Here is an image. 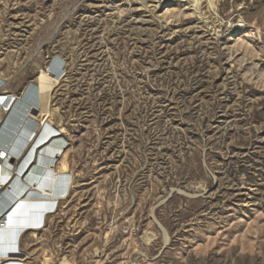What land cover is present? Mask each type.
I'll return each instance as SVG.
<instances>
[{
    "label": "rangeland",
    "instance_id": "obj_1",
    "mask_svg": "<svg viewBox=\"0 0 264 264\" xmlns=\"http://www.w3.org/2000/svg\"><path fill=\"white\" fill-rule=\"evenodd\" d=\"M195 1L0 0L8 90L66 62L73 188L26 264H264V0Z\"/></svg>",
    "mask_w": 264,
    "mask_h": 264
},
{
    "label": "bare ground",
    "instance_id": "obj_2",
    "mask_svg": "<svg viewBox=\"0 0 264 264\" xmlns=\"http://www.w3.org/2000/svg\"><path fill=\"white\" fill-rule=\"evenodd\" d=\"M213 2L209 0L210 5ZM194 7L200 10L199 0ZM54 72L51 75L47 69L41 70L18 92L8 90L10 80L0 74V84L6 82L0 89V154L4 158L0 163V264L1 256L16 244L23 230L26 229L21 242L45 230L59 211L56 204L67 202L73 188L68 150L63 149L65 140L61 134L53 135L52 129H43L45 124H53L54 92L65 78L58 67ZM34 120L40 121L39 131ZM44 264H52L47 255Z\"/></svg>",
    "mask_w": 264,
    "mask_h": 264
},
{
    "label": "built area",
    "instance_id": "obj_3",
    "mask_svg": "<svg viewBox=\"0 0 264 264\" xmlns=\"http://www.w3.org/2000/svg\"><path fill=\"white\" fill-rule=\"evenodd\" d=\"M50 62H51V64H50L49 68H47V71L51 75L52 74L55 75L54 69H56L57 67L62 71V77L66 74V62L63 59H61L58 56H55L50 60ZM56 80H58V79H56ZM5 85H6V82L1 83L0 89H2V87H4ZM54 130L57 131V129H55V128H54ZM34 133H36V131ZM58 134H60V133L58 132ZM2 160H4V158L1 157V154H0V163ZM12 165L14 167V165H16V162L12 163ZM13 170H14V168H12L10 171H13ZM59 204L60 203L56 204L55 209L58 208ZM2 226H3V224H2ZM11 246H12L11 248H9L6 252H4L6 257H5V255L1 256V257H3V258H1L3 260V264H26V262H25L26 257H25L24 252H23L22 242L17 241L16 244H13Z\"/></svg>",
    "mask_w": 264,
    "mask_h": 264
},
{
    "label": "clouds",
    "instance_id": "obj_4",
    "mask_svg": "<svg viewBox=\"0 0 264 264\" xmlns=\"http://www.w3.org/2000/svg\"><path fill=\"white\" fill-rule=\"evenodd\" d=\"M5 222H7V220H6ZM25 231H26V229L23 230V231L19 234V236L16 238L17 241H21V239L23 238V234H24ZM16 239H14V241H16Z\"/></svg>",
    "mask_w": 264,
    "mask_h": 264
},
{
    "label": "crops",
    "instance_id": "obj_5",
    "mask_svg": "<svg viewBox=\"0 0 264 264\" xmlns=\"http://www.w3.org/2000/svg\"><path fill=\"white\" fill-rule=\"evenodd\" d=\"M1 74V73H0Z\"/></svg>",
    "mask_w": 264,
    "mask_h": 264
}]
</instances>
